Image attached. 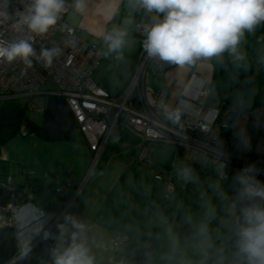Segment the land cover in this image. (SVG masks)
I'll list each match as a JSON object with an SVG mask.
<instances>
[{"label": "crops", "instance_id": "1", "mask_svg": "<svg viewBox=\"0 0 264 264\" xmlns=\"http://www.w3.org/2000/svg\"><path fill=\"white\" fill-rule=\"evenodd\" d=\"M67 1L72 6L67 23L76 28L83 39L92 43L102 42L103 34L109 33L108 25L116 16L121 20L119 28L128 33L132 24L130 14L142 9L131 6L129 0H87L85 10L78 12L74 8V0ZM143 52L141 40L131 69L126 67L120 74L125 87L116 95L121 94L130 82ZM157 67L154 77L161 83L157 90L166 91L164 104L173 109L182 108L185 114L181 119L195 120L199 113L210 117L214 112L223 110L226 96L212 91L210 87L214 76L213 60L201 62L193 68L169 64ZM148 69L146 84L152 88L148 82ZM103 78L102 84H106L108 77ZM98 84L103 88L100 82ZM38 97L43 102L40 112L31 111L27 106L28 100L23 104L14 101L8 106L0 102V264H52L51 250L58 244L55 239L59 235L57 225L64 223L65 215H71L87 226V244L95 257V264H172L177 261L198 264L199 246L195 243L193 247L185 245V236L181 231L183 225H186L185 230H193L188 225L191 206L187 205V197L177 195L176 191L167 202L169 206H166V198L157 205L148 192L146 198L140 199V195L133 192V182L129 180L133 160L122 161V157L108 159L102 168L104 171L95 173L83 185L87 177L89 158L86 154L89 147L83 134L76 129L74 116L64 99L47 95ZM181 101H185L187 107L181 105ZM235 120L231 130L236 149L242 155L264 161V124L254 116L240 113ZM241 128L246 130L248 148L242 147L235 135ZM123 133L113 141L121 143ZM138 151L137 140L136 145L126 153L137 154ZM259 166L264 169V163ZM230 168L232 172L228 173L226 170ZM241 169L240 165L229 164L224 170L229 178L227 180H233ZM145 183L148 185L147 180ZM145 187L149 190V186ZM11 188L21 192L26 199L24 205L35 206L44 212V229L40 235L32 237V251L23 260L19 258L20 229L16 217L8 223L6 209L12 199ZM80 188L83 190L79 196V211L69 208L60 221L50 224L53 214L63 213L71 206L73 194ZM158 206L167 213L163 221L165 227L176 228V232L182 234L181 239L175 238L172 231H163L155 225ZM194 207H197L195 213L203 212L202 207ZM68 227L65 246L70 240V232L74 231L70 225ZM44 231L51 236L45 239ZM120 232L129 235L131 242L116 248L114 240Z\"/></svg>", "mask_w": 264, "mask_h": 264}, {"label": "clouds", "instance_id": "2", "mask_svg": "<svg viewBox=\"0 0 264 264\" xmlns=\"http://www.w3.org/2000/svg\"><path fill=\"white\" fill-rule=\"evenodd\" d=\"M86 4L87 0H74V8L78 12H83ZM129 4L152 14L143 40L148 57L179 68H193L214 59L222 64L225 53L234 64L244 62L246 56L239 50L242 39L264 23V0H129ZM66 11V0H30L25 10L19 13L17 24L26 27L33 35L14 41L0 40V61L11 63L20 60L31 67L32 58L36 57L31 41L35 36L47 34ZM126 36V30L115 27L103 34L107 45L105 54L117 53V58H122ZM59 52L56 48L41 49L37 59L50 65ZM180 103L187 107L185 101ZM248 104L242 95L236 98L237 110H244ZM159 107L165 119L174 124H178L185 114L181 107L173 109L163 102ZM235 135L241 146L248 148L246 130L241 128ZM224 167L221 165L217 169L219 177L226 176ZM258 172L255 165H248L237 172L232 181L235 195L231 198L219 183L212 186L224 205V218L220 220L224 231L218 234L220 243L217 245L208 226L216 219V208L206 201L205 218L196 231L199 238L198 264H264V183L256 179ZM177 175L185 183H195L198 179L190 167L178 170ZM73 200L71 206L75 202ZM43 217L44 212L32 205H24L18 210L16 221L20 229L18 247L21 260L32 251V237L43 231ZM68 225L74 231L70 232V240L65 246ZM57 227L59 235L55 239L58 244L51 250L52 264H95V257L87 244V226L84 223L65 215L64 223ZM43 235L47 239L51 233L44 231Z\"/></svg>", "mask_w": 264, "mask_h": 264}, {"label": "built area", "instance_id": "3", "mask_svg": "<svg viewBox=\"0 0 264 264\" xmlns=\"http://www.w3.org/2000/svg\"><path fill=\"white\" fill-rule=\"evenodd\" d=\"M30 0H0V40L14 41L30 35L26 27L17 24L19 13L24 11ZM67 11L63 13L47 34L35 36L31 41L36 52L32 58V66L22 61L11 63L0 61V102L25 98L31 111L40 112L43 102L40 95L57 96L64 99L74 116L76 129L79 130L89 147L93 159L87 180L101 168V161L112 140L123 132L131 133L139 142V160L152 168L150 144L176 146L178 149L204 154L219 168L224 170L229 164H237L242 168L255 165L259 172L256 179L264 178V163L258 158L234 154L221 147L219 131H228L229 123L221 122L219 112L210 117L198 114L195 120L181 119L174 124L165 119L159 105L166 99V91L158 92L146 84L148 67L154 63H164L142 53L130 82L119 95H111L94 80V74L101 67L105 57L104 40L92 43L81 37L78 30L66 21L72 6L66 1ZM137 33L144 36L145 27L138 26ZM59 49L50 65L37 59L41 49ZM51 88L47 89V85ZM202 90V89H199ZM26 134V133H25ZM156 179L165 181V177L157 174ZM226 175L223 179H227ZM83 188L76 192L79 195ZM12 199L7 207L8 223L16 217L18 210L24 205V197L16 188H11ZM61 191V189H59ZM166 200L176 192V185L170 178L167 184ZM74 197V199H75ZM32 199V197H31ZM63 213L53 214L52 224L60 221ZM129 235L118 233L114 240L116 248L128 245Z\"/></svg>", "mask_w": 264, "mask_h": 264}, {"label": "rangeland", "instance_id": "4", "mask_svg": "<svg viewBox=\"0 0 264 264\" xmlns=\"http://www.w3.org/2000/svg\"><path fill=\"white\" fill-rule=\"evenodd\" d=\"M126 44L122 49V58H117V53H111L105 59L102 68L100 69L97 76L94 77L95 82L101 83L103 89L108 91L112 95H116L122 88L125 87L122 80H120V74L126 67H132L137 50H139V45L141 43L140 39H130L126 36ZM105 52H107V47L104 48ZM151 69H148L149 74V84L156 91L161 87V83L157 78L154 77L155 69L158 67L152 63ZM101 73V74H100ZM100 74V75H99ZM101 76V77H100ZM105 79L108 77V81L106 84H102L104 81L101 79ZM99 85V84H98ZM47 89L51 88V84H48ZM57 97V96H56ZM18 104L25 103V98H19L14 100ZM14 101H10L11 103ZM137 138L133 136L131 133L124 132L122 136L121 143L117 144L115 141H111L107 151L104 155L103 160L101 161V168L98 169L95 173L99 174L103 172V167H105V163L108 159L112 157H122L121 160H133L131 169L129 172L130 175V183L133 182L132 186H134L133 192L138 193L140 195V199L147 197V192L151 197H153L157 203L160 205L167 195V184L168 179H173L176 187H177V195H182L187 197V205L191 206L189 213L188 225L193 227V230L189 232V229L185 230L186 225L181 226L182 234L185 236L183 240L184 244L192 246L193 243L199 246V238L196 236V231L198 225L205 218V202L210 201L211 205L216 208V219L212 220L209 223V232L212 236L214 242L219 245L220 241L217 239L218 234L223 233V229L220 227V220L224 218V205L221 203L219 198L216 196L213 185L219 183L221 185L222 190L228 195L229 198L235 195V189L232 185V179L227 180L218 176L217 167L210 161L209 157L204 154L194 153L190 151H181L179 152L176 146L170 145H159V144H150L148 145L149 150L151 151V159H152V168L146 166L144 163L140 162L139 154L134 153H126L132 148L133 145H136ZM121 144V145H120ZM88 152L86 157L89 158L87 175L90 169V165L93 159V155L90 150L87 149ZM122 152L124 154H122ZM180 153V154H179ZM137 155V158L135 156ZM183 167H190L193 169V173L195 177H197V181L195 183L188 182L185 183L181 178L178 177L177 171L182 169ZM228 173L232 172V169L226 170ZM93 173L92 176L95 174ZM162 173L165 177V181L160 182L156 180V174ZM86 175V176H87ZM91 176V177H92ZM231 176H233L231 174ZM132 180V181H131ZM147 180L148 185L145 183ZM149 186V190L145 187ZM202 193L204 197L202 199ZM175 194L172 196L174 197ZM179 196H177V199ZM194 206H200L203 209V212L195 213ZM158 212L155 215V225L159 226L161 230L172 231L175 233V238L181 239L182 234L180 232H176V228L168 227L166 228L163 224L164 218L167 213L162 211L161 207L158 206ZM157 211V210H156ZM168 229V230H166ZM193 247V246H192ZM171 259L172 255L169 254Z\"/></svg>", "mask_w": 264, "mask_h": 264}, {"label": "trees", "instance_id": "5", "mask_svg": "<svg viewBox=\"0 0 264 264\" xmlns=\"http://www.w3.org/2000/svg\"><path fill=\"white\" fill-rule=\"evenodd\" d=\"M151 15L152 14L147 13L143 8L130 14L132 24L128 30L127 36L140 38L143 43L145 37L138 34L136 29L138 26L146 27L150 23ZM120 23L121 20L119 16H116L108 25L109 32H111L114 27L119 28ZM239 50L246 56L244 62H237V64H234L232 58L227 53L224 54L222 64L218 63L215 59L213 60L214 76L210 87L212 91L226 96L224 100V108L219 112V120L221 122L229 123L230 128L228 131L218 132L221 137L220 145L228 152L242 155L236 149L231 130L238 114L254 116L260 123L264 124V23L259 25L254 33L245 34L239 46ZM241 95L249 102L248 106L242 111L237 110L235 107L236 98ZM1 103L4 106L11 104L10 101H4ZM178 150L180 153H182L181 151H185L183 149ZM247 157L257 158L254 156ZM258 180H260L261 183H264V178ZM75 193L73 196H75ZM80 198L81 197H79L71 206L75 211H79L80 209ZM167 202L168 201L166 200V206H169ZM172 264L184 263L177 261Z\"/></svg>", "mask_w": 264, "mask_h": 264}, {"label": "water", "instance_id": "6", "mask_svg": "<svg viewBox=\"0 0 264 264\" xmlns=\"http://www.w3.org/2000/svg\"><path fill=\"white\" fill-rule=\"evenodd\" d=\"M120 135H121V134H118L116 138H119V137H120ZM79 196H80V194H79V195H77V196L75 197V199L73 200V202H74V201H76V200L79 198Z\"/></svg>", "mask_w": 264, "mask_h": 264}]
</instances>
